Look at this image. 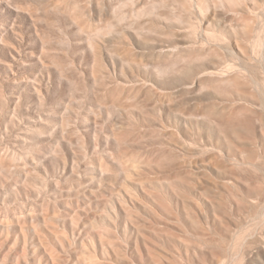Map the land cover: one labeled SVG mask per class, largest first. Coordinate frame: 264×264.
I'll list each match as a JSON object with an SVG mask.
<instances>
[{
	"label": "rangeland",
	"instance_id": "1",
	"mask_svg": "<svg viewBox=\"0 0 264 264\" xmlns=\"http://www.w3.org/2000/svg\"><path fill=\"white\" fill-rule=\"evenodd\" d=\"M0 264H264V0H0Z\"/></svg>",
	"mask_w": 264,
	"mask_h": 264
}]
</instances>
